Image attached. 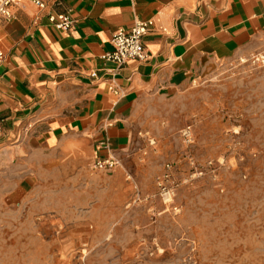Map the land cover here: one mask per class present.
<instances>
[{"label": "crops", "instance_id": "0c3cea01", "mask_svg": "<svg viewBox=\"0 0 264 264\" xmlns=\"http://www.w3.org/2000/svg\"><path fill=\"white\" fill-rule=\"evenodd\" d=\"M11 11L14 19H0L6 199L41 190L48 214L67 208L94 227L92 216L102 213V229L125 223L137 231L150 229L145 213L161 208L158 183L167 164L178 169L177 205L187 208L195 192L209 188L207 176L189 183L180 133L195 127L199 164L210 151H225L224 143L210 142L203 118L210 87L235 63L264 54V0H45L44 8L23 0ZM61 14L73 20L68 31L49 21ZM150 20L148 60L130 61L114 76L115 64L102 59L113 35ZM112 79L122 95L109 89ZM108 155L120 166L95 171L93 163Z\"/></svg>", "mask_w": 264, "mask_h": 264}, {"label": "rangeland", "instance_id": "374dc122", "mask_svg": "<svg viewBox=\"0 0 264 264\" xmlns=\"http://www.w3.org/2000/svg\"><path fill=\"white\" fill-rule=\"evenodd\" d=\"M262 57L235 63L210 87L211 109L203 118L210 142L224 143L225 151H210L199 164L195 127L193 145L183 141L185 153L203 169L195 174L190 165L189 183L203 176L212 180L187 208L177 205L176 194L171 205L179 212H162L158 196L161 208L145 213L150 229L133 231L125 223L102 229V213L92 216L94 227L85 224L86 214L67 208L48 214L41 190L10 199L0 191V264H264ZM171 165L176 179L178 169ZM54 204L57 209V199Z\"/></svg>", "mask_w": 264, "mask_h": 264}, {"label": "built area", "instance_id": "2783aa9c", "mask_svg": "<svg viewBox=\"0 0 264 264\" xmlns=\"http://www.w3.org/2000/svg\"><path fill=\"white\" fill-rule=\"evenodd\" d=\"M23 0H0V19L12 20L14 19V14L12 13V7ZM32 2L39 8L45 7V0H28ZM49 21L57 29L68 31L73 25V20L67 14L61 15H51ZM153 26V21H138L135 25L129 29H119L112 37L111 43L113 46L112 51L102 55V59L109 61L115 64V69L113 75L115 76L122 67L128 64L130 61H147L148 55L145 52L143 39L151 30ZM264 59V57H262ZM6 59L5 52L0 48V65L4 63ZM93 77L96 74H92ZM110 84L109 89L113 91L118 96L122 95L121 89L113 82ZM2 128L0 126V134ZM182 138L187 148H190L193 145L194 137L193 130L190 126L184 128L181 131ZM102 149L106 152L110 151V143L108 140H105L101 143ZM190 165L194 169L195 174L202 175L203 169L198 168L195 160L193 159L191 153L187 154ZM209 166H212V162H208ZM120 166V161L112 156L108 155L103 158H98L93 163V169L100 172H111L117 169ZM159 193L158 196L161 198L165 205H171L174 198L178 192L179 183H177L174 177V170L171 164L166 165V172L163 174L159 183ZM174 211L179 212L178 207H173Z\"/></svg>", "mask_w": 264, "mask_h": 264}]
</instances>
